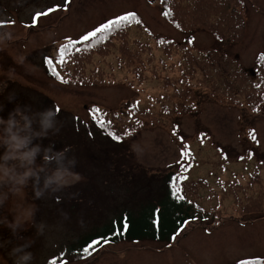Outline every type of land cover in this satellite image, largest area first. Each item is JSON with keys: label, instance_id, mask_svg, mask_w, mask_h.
I'll return each instance as SVG.
<instances>
[{"label": "rangeland", "instance_id": "rangeland-1", "mask_svg": "<svg viewBox=\"0 0 264 264\" xmlns=\"http://www.w3.org/2000/svg\"><path fill=\"white\" fill-rule=\"evenodd\" d=\"M64 2L0 0V24L4 25L0 27V104L6 106L5 116L14 107L7 101L9 95L15 103L36 110L50 107L56 111V105L66 111L64 120L57 114L60 130L65 138L73 134L80 138L75 153H81L86 174L92 172L94 181H84L80 174L79 181L55 194L58 198L34 200L28 190L25 202L36 206L34 222L47 227L40 235L35 227L25 225L15 236L0 227V264H14L11 248L25 242L30 244L27 250L34 264L263 261L264 60L260 58L264 56V0ZM57 5L61 10L42 18L35 29L25 26L32 23L35 13ZM129 13H136L141 21L121 29L127 32L124 41L115 33L110 35L116 38L110 46L95 40L96 53L83 61L85 66L77 62L80 57L60 62L62 44ZM216 48L226 54V61ZM208 52L218 58L210 61ZM44 56L54 58L65 84L47 75ZM71 75L78 83L71 84ZM101 121L107 133L122 134L123 142L108 140L107 133L90 125ZM87 129L91 134L83 133ZM91 145L103 150L99 154L110 162H91ZM186 150L196 165L188 166ZM107 163L112 170L135 174L137 197L155 188L151 186L157 177L173 169L182 176L188 201L200 205L210 218L186 224L170 244L125 241L76 258L69 246L91 225L128 207L131 198L125 180L117 182L115 176L104 174ZM218 171L228 179L219 187L234 189L219 191ZM144 173L154 178L147 189ZM202 178L213 182L214 188L201 185ZM246 182L253 186H237ZM82 187L88 190L90 206L73 211L71 202L78 205L83 199L69 195ZM214 196H221V203ZM0 215L13 218L6 208L0 209Z\"/></svg>", "mask_w": 264, "mask_h": 264}, {"label": "trees", "instance_id": "trees-1", "mask_svg": "<svg viewBox=\"0 0 264 264\" xmlns=\"http://www.w3.org/2000/svg\"><path fill=\"white\" fill-rule=\"evenodd\" d=\"M135 15H136V20L141 21L140 16H138L136 13ZM136 20H133L127 23V25L123 27L124 30L132 28L134 26L133 24H138ZM0 22H3V20H0ZM142 25L145 28L143 23ZM139 28L142 29L141 24L139 25ZM114 33H115V37H118L119 39L123 41L127 36L125 34L127 32L122 31V30H115L112 33V35ZM115 37H112L109 35L108 39L106 40L109 46L112 44V42L116 40ZM67 44L68 42L62 44L63 45L62 47H64ZM68 51H69V55L65 58V61L66 60L70 61L71 58L73 57L76 59L80 57L77 62H80L81 64H83V66H85L83 61H88L90 59L89 57L96 53L95 40H93L90 44L89 43L78 44L74 48H69ZM208 53H209L210 61H213L218 58L216 53L220 54L223 57V61L227 60V58L223 56L226 54H224L223 52H220L219 50H217L216 53L214 52H208ZM46 58H49V57L44 56L43 63H44V67L47 72V75L58 81L64 80L60 76L59 73L58 74L61 79H57L55 76L52 75V71L57 72V66L52 63L51 68H49V66L45 62ZM55 60L59 63V58H55ZM52 61L54 62V58H52ZM221 64L222 62L218 63V65H221ZM250 72L251 70L247 71V75H249ZM74 76L75 75L70 76L72 77L70 79L71 84H74L75 82H77ZM61 84H65V83H61ZM214 93L215 94L219 93L216 88H214ZM57 107L58 106L54 105V108H57ZM32 109L34 111L36 110L35 107H33ZM62 112L64 113L63 117L61 115L62 114L61 112H59L60 114L58 113L57 114L59 118L64 120L67 112L66 111L65 112L62 111ZM90 125L93 126L98 132H101L104 134L107 133L104 128H99L101 126L95 122L90 123ZM83 133L87 135L91 134L89 130L84 131ZM79 140L80 138L75 136L74 134L65 138V136L63 135L62 129H61L57 135L51 136L48 139H45L44 143L48 144L49 142H54L57 149H61L64 147L70 148L71 152H74V153H69V154H73V156H75L77 160L75 171L79 173V175L81 174L83 176L84 181L87 180V182H91V181H94V178H93L94 175L92 174V172L90 175L86 174V169H87L86 163L85 161L82 160L81 153L79 152L75 153V150L77 147L76 143H78ZM108 140L114 142L111 139V137H109ZM91 146H92L91 147L92 152L90 153V157L88 156L91 162L97 163L98 160H104V161L108 160V159H103V156L99 154V153H104L103 150L99 152V151H96L93 145ZM93 152H95L96 154ZM108 156L115 157L117 155L110 154ZM189 156H191V153L190 151L186 150V157H188V162H189L188 166L192 167L194 165L190 162ZM110 160L111 159L108 160V163L110 162ZM108 163L106 165V169L104 170V174L109 173L110 175L115 176L117 178V182H123L125 180L124 182H126L128 184V187L131 188V190H129L131 192V198L129 200L128 207L122 209L120 212H116L114 216L108 217V220L101 221V223L99 222L96 225H91L88 228V230H85L82 234H80L79 236L80 238L75 243H72V245L69 246V250H68L76 258H79V259L86 258L87 256H84V255L90 253L92 250H98L106 245L117 244L119 242H125V241H129L132 243L153 241V242H160L164 244H170L172 241H174L171 239V236L174 235L176 232H180V230L183 229L186 226V224L196 222L199 220L204 222L205 219L210 218L209 214L205 213L202 210L200 205L198 204L194 205L193 203L191 204L188 201L190 199L186 196L185 188L181 184L183 182L182 176H180L178 172L172 171L173 169L157 177L158 181L156 185L151 186L155 188L150 189L147 194H141L137 197L135 195V186H134V181L136 180L135 174L131 172V170H128L126 172L120 171L118 169L112 170L108 166ZM98 173H101V168L98 170ZM143 176H145L144 180L146 182L144 189H147L148 183L150 184L154 178L153 177L151 178V176L148 177L147 174L145 173L143 174ZM108 182L109 181H105V183H108ZM172 184H176L177 186L176 190L172 188ZM200 184L201 185L207 184L205 183L204 178L200 179ZM223 184H220L217 186L219 188V191L225 188H227L226 190H230L231 188L234 189L233 186H226L224 188H220L219 186ZM249 184L253 186L252 182H246V184H241V185L246 186ZM144 191L146 190H143V192ZM213 193L216 195V192H213ZM221 193L225 194V191H221ZM53 195L56 198H58L55 194ZM69 196H76V197H80L83 199V201L79 202L78 205H77V202L74 200L71 202V209L73 211L80 209L81 208L80 206L89 208L90 203L88 202L87 199L90 195L88 194V190L86 188L82 187L79 190H74V192H72ZM179 197H183V199H180ZM219 201L221 203L222 201L221 196L219 197ZM237 203L239 204L240 202H237ZM260 203H262L261 197H260ZM115 204H117V202ZM125 220L127 221L126 233L123 231ZM157 220L159 221V224L155 222ZM117 232H120L121 234L117 235ZM106 236L111 237L112 242H109L107 244L104 243V237ZM93 238L98 239L100 243H93V246L88 247V251L85 252L84 248L88 246V242L92 240ZM260 260H263V259H260ZM242 264H264V260L263 261L248 260L247 262H244Z\"/></svg>", "mask_w": 264, "mask_h": 264}, {"label": "clouds", "instance_id": "clouds-1", "mask_svg": "<svg viewBox=\"0 0 264 264\" xmlns=\"http://www.w3.org/2000/svg\"><path fill=\"white\" fill-rule=\"evenodd\" d=\"M14 103L4 115L5 105L0 104V209H7L13 218L0 215V227L15 236L25 225L35 227L43 235L47 225L34 222L35 204L25 202L28 190L34 200H43L61 192L81 179L75 171L77 160L71 149H57L54 142L44 140L60 132V121L52 108L33 110L30 105ZM30 244L20 243L11 248L14 264H34Z\"/></svg>", "mask_w": 264, "mask_h": 264}, {"label": "snow or ice", "instance_id": "snow-or-ice-1", "mask_svg": "<svg viewBox=\"0 0 264 264\" xmlns=\"http://www.w3.org/2000/svg\"><path fill=\"white\" fill-rule=\"evenodd\" d=\"M70 0H65V5H67V3H69ZM61 8L59 5L57 6H51L49 8H47V10L44 11H40L37 12L33 15L32 17V23L29 25H25L26 27H31L33 29H35L36 27L39 26V22L42 18H50V14L52 13H56L57 11H60ZM64 11H67V7L65 6L63 8ZM136 20V15L135 13H129V14H125V15H120L117 16L113 19H109L108 21L101 23L99 26L95 27L94 29L87 31L86 33L82 34L81 37L77 38L76 41L73 40H69L68 44L65 45L64 47L60 48L59 50V56H60V62L63 63L65 61V58L69 55V48H74L76 47L78 44H84V43H91L93 40H96L98 42H102V41H106L109 37V35H111L115 30H121L124 26L127 25V23H129L130 21ZM137 23H139L138 20H136ZM3 24H0V27H3ZM191 42V41H190ZM261 60H264V56H261L260 58ZM45 62L47 63V65L49 66V68H51L52 66V59L51 58H46ZM52 75L55 76L57 79H61L59 74L55 71H52ZM67 81L61 80V83H66ZM96 111H99L98 109ZM56 112L59 113L60 109L56 108ZM109 124H111V121H108ZM100 126L101 128L104 127V122H100ZM109 137H111V139L117 143H122V134L115 132V131H110L107 133ZM127 135H131V133H128ZM254 138V137H253ZM184 155H186V153H183ZM186 179V177H185ZM172 188L174 190H176L177 186L176 184H172ZM180 199H183V197H179ZM157 224H159V221H155ZM183 229H181L180 231H182ZM123 231L126 233L127 231V221L125 220L124 222V228ZM120 232H117V235H120ZM179 232H176L174 235L171 236L172 240H175L176 237L179 235ZM112 242V238L111 237H104V243H109ZM93 243H100V241L96 238H93L92 240H90L88 242V246H86L84 248V251L87 252L88 251V247L93 246Z\"/></svg>", "mask_w": 264, "mask_h": 264}, {"label": "bare ground", "instance_id": "bare-ground-1", "mask_svg": "<svg viewBox=\"0 0 264 264\" xmlns=\"http://www.w3.org/2000/svg\"><path fill=\"white\" fill-rule=\"evenodd\" d=\"M187 151H189V150H187ZM189 160H190V162H191L193 165H196V162H197V161H196L194 158H192L191 156H189ZM220 166L222 167V165H220ZM222 172L225 173V175H226L227 178H230V176H228L227 170L223 169ZM217 173H218V175L221 176V177H219V178L216 180V182H215L216 186H218V185H220V184H223V183H225V182L228 181V179L225 178V177L220 173V171H218ZM251 176H253V175H251ZM206 183L209 184V186H211L212 189L214 188V183H213V182H211V181H207ZM237 186H238V187H241V188L243 187V186L240 185V184H237ZM214 197H215L216 199L218 198V196H214ZM218 208H219V207H218Z\"/></svg>", "mask_w": 264, "mask_h": 264}]
</instances>
